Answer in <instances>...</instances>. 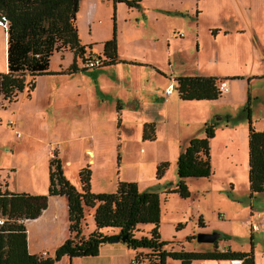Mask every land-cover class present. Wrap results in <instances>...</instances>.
Returning a JSON list of instances; mask_svg holds the SVG:
<instances>
[{
	"label": "rangeland",
	"instance_id": "374dc122",
	"mask_svg": "<svg viewBox=\"0 0 264 264\" xmlns=\"http://www.w3.org/2000/svg\"><path fill=\"white\" fill-rule=\"evenodd\" d=\"M88 1L94 3L89 12L86 11ZM179 1L176 0L170 11L161 12L158 7L165 0H148L146 6L149 8L128 7L125 2H116L114 7L112 0H81V9L76 16L79 37L83 43L92 42L95 51L92 47H87L83 55H75L68 47L55 51L49 69L59 71L35 77L36 88L32 90L34 98L31 101L26 88L12 101H7L0 93L1 189L8 180L10 187L17 191L41 188L48 178L49 159L54 152L61 158L65 174L77 188L81 187L79 168L87 163L92 169L93 191H114L118 180H135L140 189L146 187L157 191L172 186L171 182L176 183L178 176L172 149L178 145L179 138L182 143L190 135H203L204 122L199 123L201 115H189L194 109L183 105L173 78L191 74H238L235 76L242 77L264 72V59L261 58L264 51L249 39L248 33L237 31L239 23L230 0H182V4ZM95 15L93 24L91 20ZM114 22L118 53L151 65H127L130 59L117 57L126 74L118 68L115 70L116 67H83L87 56L102 53L99 49L103 40L111 37ZM226 29L228 32L225 33ZM2 30L5 28L0 25V71H6L7 34L4 55ZM257 30L264 35V17L258 20ZM73 58L84 70L81 74L87 78L84 77L87 83L82 79L79 82L76 72H68L67 66ZM153 65L161 68L164 74L158 73ZM61 73L72 78L70 84L62 85L71 91V96L63 91L58 98L52 91L61 86L58 84L64 76ZM100 74L106 76L108 84L95 81ZM222 78L219 85L226 83L222 85V95L209 101L205 112L209 114V123L217 122L216 134L210 141L213 173L209 177H188L190 195L187 197L176 192H162L160 234L167 242L166 249L192 250L213 247V242L198 241V232L218 231L225 235L217 239L218 245L231 243L234 249L252 250L255 264H264V224L261 225L264 219H255V212L249 209L264 208V191L249 196L248 184L238 178L233 163L235 145L229 141L231 136H242L238 128L240 122L246 123V141L243 144L242 137L237 139L236 155L245 160L248 181V120L247 117L240 119L239 115L243 114L249 98L252 122L257 128L264 125V76L250 77L246 81L247 77L244 83L231 80L228 82L233 88L230 91L227 79ZM126 82L130 85V102L122 98V113L118 114L117 95H125L122 89ZM171 83L174 86L172 92L166 94L165 88ZM75 88L82 90L79 95L73 93ZM18 104H21L20 109ZM13 114L17 116L15 120L8 121ZM19 114L24 119L21 124L16 121ZM151 117L157 120H153L156 139L142 140L139 120ZM17 129L21 136L16 135ZM87 145L96 149L95 159L89 156H92L91 152L87 153ZM161 160L171 163L163 179L158 180L155 171ZM230 181H235L237 200L234 201L240 204L238 206L230 202L233 200L229 195ZM93 212L94 207L84 206V234L94 226ZM199 218L202 226L198 224ZM253 220L258 224L257 229L252 228ZM149 227L145 224L139 227V232L148 231L146 228ZM138 256L144 264H153L155 259L154 254L145 256L142 251ZM133 257L131 250L130 264L134 263ZM170 260L169 264H179L177 260ZM204 263L242 264L227 260Z\"/></svg>",
	"mask_w": 264,
	"mask_h": 264
},
{
	"label": "trees",
	"instance_id": "16d2710c",
	"mask_svg": "<svg viewBox=\"0 0 264 264\" xmlns=\"http://www.w3.org/2000/svg\"><path fill=\"white\" fill-rule=\"evenodd\" d=\"M112 1L125 2L128 7L140 6V0ZM79 2L0 0V14H4L8 21L5 29L7 70L0 71V93L4 99L16 100L18 93L25 88L27 95H30L37 75L58 73L49 69L55 51L68 47L75 55H83L87 47H92V44H82L80 41L76 24ZM114 25L115 22L112 36L103 41L102 53L93 55L99 58V64L93 67L119 61ZM93 56L89 55L84 60ZM77 69L79 67L74 59L68 66V72ZM27 76L30 78L27 79ZM221 78L217 75L191 74L177 75L173 80L178 96L182 99H217L222 95L219 85ZM118 109L120 107L117 105ZM239 116L240 119L247 117L248 120V188L249 195L253 197L264 191V129H257L252 123L249 98L243 114ZM226 117L229 118L228 115ZM216 125L217 122H207L203 127V135H193L188 139L176 158L177 181L173 186H165L164 191L140 189L135 180H118L114 191H92V169L89 163L78 171L81 187L77 188L64 175L61 160L54 152V156L49 159L47 192L31 193L0 188V264H54L64 254L71 257L96 255L101 245L122 235L126 237L121 241L134 252L133 264H144L142 257L138 256L141 251L145 256L155 255L153 264H166L167 257L178 259L181 264H190L194 259H238L242 264H255L252 250L220 249L217 240L213 242V248L168 250L164 247L167 242L160 234L162 192H176L187 197L190 195L186 181L188 177H209L213 173L210 141L216 134ZM153 130V121L144 123L142 139H155ZM168 166V160L157 164V179L164 175ZM53 194L66 195L69 229L74 232V236L66 238L57 246L53 256L32 253L28 250L24 221L37 217L46 208L48 196ZM84 206L94 207L95 228L87 236L81 234ZM147 223L150 224V228H146L148 231L140 233L139 227ZM222 237L225 235L219 238Z\"/></svg>",
	"mask_w": 264,
	"mask_h": 264
},
{
	"label": "crops",
	"instance_id": "0c3cea01",
	"mask_svg": "<svg viewBox=\"0 0 264 264\" xmlns=\"http://www.w3.org/2000/svg\"><path fill=\"white\" fill-rule=\"evenodd\" d=\"M147 1L148 0H140L139 1L140 2V6H142L144 8H149V7L146 6V2ZM230 1L233 4V6L235 7L234 9H235V13L237 15L236 21H238V23H239V24H237V31L238 32L248 33L249 34V39L250 40L252 39L255 42V44L259 48H262V50L264 51V35H261L260 32H258V30H257L258 20L262 19V17H264V0H230ZM175 3H176V0H165V3L161 4V7L159 5L158 9L161 10V12L170 11V8L173 7L175 5ZM81 4H82V2L80 0L79 9L77 11V14L80 12ZM113 4H114V7H115L116 2H113ZM179 4H182V0L179 1ZM93 6H94V3L92 1H88L87 7H86V11L89 12L90 10H93ZM150 7L152 8V6H150ZM176 10L178 11V9H176ZM179 12L181 13V11H179ZM77 14H76V16H77ZM95 18H96V15L94 17H92L91 23L93 22V24H94V19ZM114 26L116 27L117 57L120 58V59H125V58L130 59V63H128L127 65H130V64H132V65H151L147 61L137 60L136 58L125 57L123 55L121 56L118 53V44L119 43H118V37H117V25L115 24ZM224 32L226 33V32H228V30L226 29V30H224ZM78 33H79V31H78ZM112 33H113V31H112ZM6 34H7L6 30H2V35H3V39H4V41H3L4 55H5V43L4 42H5ZM213 34H215V32H213ZM88 36H91V34L89 33ZM108 38H110V36ZM108 38H106V39H108ZM105 40H103V41H105ZM80 41H81V39H80ZM81 43L82 44H87V43H83V42H81ZM89 44L93 45L92 42L89 43ZM102 46H103V43H102ZM102 46L100 47L101 49H99L100 51H102ZM91 50L94 52L95 51L94 47H92ZM261 55H262L261 58L264 59L263 52H261ZM62 58H64V57H62ZM73 61H74V58L71 60V62L68 64V66ZM120 64H121V62L117 61L116 63L105 65V66H100V67H116V68H114L115 70H117V68H118L121 71H123ZM64 66H66V65H64ZM153 67L156 69V71L158 73L164 74V72L162 71L161 68H158L157 66H154V65H153ZM3 69H5V68H3ZM115 70H113V71H115ZM51 71H59V70L56 69V70H51ZM83 71L84 70L79 68V69H77L74 72H76V74L79 75V76H77V77H79L78 78L79 82L82 79V80H84L83 82L87 83L86 82L87 78L81 74V72H83ZM115 73L117 74L116 71H115ZM123 73L126 74L124 71H123ZM61 74L64 75V76H62V79H60V81L58 83V84L61 83V86L59 85L58 87L54 88V90L52 91L53 95L59 96L58 98H60L61 97V93H64V92L66 94H68L69 96H71V91L67 90L66 87L62 86V85L66 84V83L70 84V82L72 81V78L65 77L64 73H61ZM101 75L102 74L97 75L95 81L98 84L100 83V81L105 82V83L108 84L109 81L106 79V76H101ZM235 75H238V74H228V75L225 74V75H217V76H219V77H228L229 78V79L226 80V82H227L228 90L230 91L233 88L230 87V84L228 83L229 81H231V80H239V81H242L244 83V79H246L247 77L264 76V72H260V73L257 72L256 74H252V75H250V74L242 75V77H239V78H231V76H235ZM84 77H85L86 80L84 79ZM73 79H75V78H73ZM116 80H118L117 76H116ZM74 81H76V79ZM246 81H248V80L246 79ZM73 84L81 86L78 82H74ZM127 84L128 83L126 82V85L124 86V89H122V90H125V91H123L125 93V95H123V96L117 95L116 110H117V105L120 107V109L117 110L118 114L120 112L122 113V108H123L122 98H125V100H128L127 102H130V85L129 84L127 85ZM35 88H36V81H35L34 89ZM127 90H129V93H128ZM81 91L82 90H80L78 88H75V91L73 90V93H77L79 95L81 93ZM27 96H29V101H31L34 98V95L32 94V91H31V94L27 95ZM65 98H66V96L64 95L63 99H65ZM212 100H214V99H182V103H184L183 105L190 106V107H192L194 109V110H192L194 112H192L189 115H201L199 123L202 124L204 122L203 123V126H204L205 123L209 122V121H207V118L209 117V114H207L205 112L208 109V102L212 101ZM241 101H244V99H242ZM22 104H23V102H22ZM20 106H21V104H18V108L19 109H20ZM118 114H117V116H118ZM19 116H20V118L16 119V121H18L19 124H21V123H23L24 119H23V116H21V114H19ZM16 117H17L16 114H13V116L10 117L9 120L14 121ZM151 120L152 121L155 120L157 122V120L153 119L152 117L151 118H141V120H139V121H141L142 129H143L144 123L150 122ZM252 123H253L254 127L257 128L255 123H254V121ZM245 124L246 123L240 122V125H239V128H238V132L240 131V133H242L241 137H242L243 144H245V141H246ZM257 129H264V125L261 126V127H258ZM17 131L20 132V135H17V136H21L22 135L21 131L18 130V129H17ZM227 131H228V129H227ZM190 137H191V135L186 137L184 139V142H182V143H180V141H181L180 138L177 139L176 143L178 142V145H175L174 148L172 149V158L175 160V163H176V158H177L178 153L184 147L185 142L188 141V139ZM241 137H239L238 135H234V136H231L229 138V141H231L235 145L234 146V151L232 152V156L234 157V160H235V161H233V163L235 165V169L238 172L237 174H239L238 178H243L245 180V182H246V185H247L248 181H247V178H246L247 170H246L245 160L242 159L240 156L237 158V155H236V149L238 148L237 139H241ZM247 138H248V134H247ZM155 139H156V136H155ZM24 140H26V139L24 138ZM87 146H89V147L85 146L87 153L89 154V152H91L92 156L90 154H89V156L92 159H95L97 157L96 149H94L93 146H90V145H87ZM85 147H84V149H85ZM210 147H211V145H210ZM161 161H163V160H161ZM170 163L171 162L169 161V164ZM63 168L65 169V166L62 167V169ZM2 169L3 168L0 167V171ZM64 169H63V173L68 178V176L65 174V170ZM163 177H164V175L161 178H159L158 180H162ZM33 178H34V175H32V180H33L32 184L34 185V179ZM186 181H187V179H186ZM47 183L49 185V165H48V178L46 179L45 184L42 183L41 188L39 186L38 189H35L33 191H27V192H31V193H45L48 190V186L46 188V184ZM72 183L74 184L75 182H72ZM171 183L174 185L173 182H171ZM228 183H229V185H231L230 186L231 193H229V195L233 199V200L230 199V202H232L233 204L236 203L235 206H238L240 204L238 202H235L237 200V195L235 194V190H236L235 181H230ZM74 185L76 186V184H74ZM165 185H167V184H165ZM4 187L9 189V190L17 191V190H14L13 188L10 187L9 180H8V184H6V182H5ZM140 187L141 186L139 185V188ZM91 189H92V186H91ZM144 189H147V188L145 187ZM21 191H26V190H21ZM247 191H248V189H247ZM95 192H98V191H95ZM249 209L252 212H256L258 210H261V209L254 210L252 207H249ZM24 222H25V225H26L28 250L30 252H32V253L40 254V253H44L45 252L44 253L45 255L53 256L54 255V251H55L57 246H59L66 238L74 236V232L70 231V229H69L68 202H67V197L64 194L49 195L48 196V203H47L46 208H44L42 210V212L37 217L31 218V219H26ZM147 224H149V223H147ZM263 224H264V221L262 222L261 225H263ZM261 227L262 226H260V228ZM94 228H95V223H94V226L90 229L89 232L94 230ZM81 234H82V236H87L89 233L88 234H84L83 231H82ZM217 246L220 249H227V248L234 249L233 246L231 245V243H230V245H225V246H220L217 243ZM207 248H210V247H207ZM211 248H213V247H211ZM202 249H206V248H202ZM235 250H237V249H235ZM130 251L131 250L121 240H119V241H116V242H110V243H105V244L101 245L99 253L96 254V255H76V256H72L71 257V256H69L67 254H64L58 260H56L54 264H130ZM170 258L171 257H167L166 258V264L170 263V261H171ZM172 259H174V258H172ZM174 260L179 261V264H181L180 260H178V259H174ZM209 260H214V261L227 260V262H229V261L230 262L240 261L238 259H235V260H230V259H194V260H192V262L190 264H205L204 262L205 261H209Z\"/></svg>",
	"mask_w": 264,
	"mask_h": 264
},
{
	"label": "built area",
	"instance_id": "2783aa9c",
	"mask_svg": "<svg viewBox=\"0 0 264 264\" xmlns=\"http://www.w3.org/2000/svg\"><path fill=\"white\" fill-rule=\"evenodd\" d=\"M0 25H2L5 29L7 28L8 21H7V18H6V16L4 14H0ZM180 35H181V33H180ZM98 64H99V58H97L96 56H93L91 59L83 62V66L84 67H89V68L93 67V66H96ZM225 84H226L225 82L222 83L223 86H225ZM222 85H221V87H222ZM173 87L174 86L171 83L168 87L165 88V93L169 94L170 92H172ZM8 121H12V120H8ZM16 135H20V132L16 131ZM219 215L222 216L223 214L219 213ZM253 216H255V219H264V210L256 211ZM255 221L256 220L252 221V228L253 229H257L258 228V224ZM0 222H2V218H0ZM44 253H42V254H44Z\"/></svg>",
	"mask_w": 264,
	"mask_h": 264
},
{
	"label": "water",
	"instance_id": "95a60500",
	"mask_svg": "<svg viewBox=\"0 0 264 264\" xmlns=\"http://www.w3.org/2000/svg\"><path fill=\"white\" fill-rule=\"evenodd\" d=\"M221 235L222 234L218 231H211V232L200 231L197 233L196 237H197V240L201 241V242H214L219 237H221ZM125 237H126V235H122L120 238L114 237V238H112L111 242L123 240Z\"/></svg>",
	"mask_w": 264,
	"mask_h": 264
}]
</instances>
